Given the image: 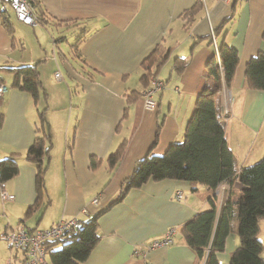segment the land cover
Listing matches in <instances>:
<instances>
[{"label":"crops","instance_id":"crops-1","mask_svg":"<svg viewBox=\"0 0 264 264\" xmlns=\"http://www.w3.org/2000/svg\"><path fill=\"white\" fill-rule=\"evenodd\" d=\"M30 1L35 24L54 22L58 28L78 30L83 39L74 56L69 44L65 50L59 46L65 35L36 44L29 42L27 25L11 20L12 15L8 19L12 35L0 24V67L34 66L41 83L35 103L28 93L11 88L10 74H2L7 90L0 100V161L15 158L18 173L3 183L14 198L0 197V240L8 245L2 233L16 230L22 219L27 230L44 229L60 219L87 220L107 208L97 219L101 238L81 264H203L179 233L183 223L208 207L202 187L192 192L185 181L150 180L117 199L137 161L147 154L161 156L170 144L183 140L206 63L221 44L238 53L231 88L222 91L218 105L227 144L238 164L262 157L264 91L247 90L244 71L252 57L264 52V0ZM194 5L186 26L181 15ZM44 18L47 22H40ZM71 21L75 24L67 27ZM156 46L164 49L165 58L148 83L157 79L164 88L154 95L155 109L146 111L140 94L145 89L141 63ZM49 51L53 61L41 63ZM177 59V64L183 61L179 72ZM133 91L138 97L131 95ZM227 99L231 106L225 110ZM40 114L51 149L42 161L46 171L39 207L25 216L36 190L35 167L24 153L36 137ZM112 154L118 159L109 167ZM226 189L225 183L216 189L219 205ZM95 198L96 205L91 203ZM83 208L86 214L81 213ZM232 226L224 251L218 254L220 264H228L237 246V223ZM169 228L177 230L171 245L144 258L133 255L134 247L159 239Z\"/></svg>","mask_w":264,"mask_h":264},{"label":"trees","instance_id":"trees-1","mask_svg":"<svg viewBox=\"0 0 264 264\" xmlns=\"http://www.w3.org/2000/svg\"><path fill=\"white\" fill-rule=\"evenodd\" d=\"M28 2L33 7V2L30 0ZM194 13L195 5L181 15L186 21V26ZM11 14L0 15V24L10 35L13 34V27L8 20ZM44 19L40 22H47V19L43 21ZM71 22L65 25L68 27L75 24L74 21ZM82 39V36H77L75 41L69 44L74 56L79 53ZM262 39L264 41V31ZM163 51L161 46H156L142 61L144 73L141 81L145 85L144 88L163 63L165 58ZM218 54L219 62L213 55L206 63L204 81L195 98L193 112L186 123L182 142L170 144L161 156L147 154L137 161L131 174L124 181L123 192L117 201L121 200L128 190L140 187L150 180L185 181L191 185L192 192H197L198 188L202 187L207 195L208 207L183 223L179 230L182 240L194 252L198 261H203V264H220L218 254L224 251L226 238L232 232L233 222H236L237 246L231 253L228 264H264L263 245L257 238L260 231L259 223L264 218V153L252 164H238L227 144L221 109L218 105L222 91L231 88L238 65V53L233 47L221 44ZM177 62L179 59L176 60V64ZM182 67L183 61L176 65V70L179 72ZM2 74L12 76L11 88L28 93L35 103L38 101L41 83L34 66L0 67V84L4 85ZM244 85L247 90L264 91V52H258L246 63ZM131 95L138 97L139 93L133 91ZM39 119L40 127L36 128V137L24 153L25 160L35 167L36 190V199L27 208L25 216L39 207L44 192L46 171L42 161L51 149V139L44 129L41 114ZM158 135L159 126L153 146L156 145ZM117 159L118 154H112L108 161L109 167H113ZM91 165L95 166L94 160ZM17 173L18 164L15 158L0 161V185ZM234 182L238 184L237 188L233 187ZM223 183L228 185V189L224 190L219 205L215 191ZM105 210L90 219L79 220L67 233L65 241L46 242L44 246L48 264H81L85 261L101 238L97 219ZM23 221L24 219L20 220L19 224Z\"/></svg>","mask_w":264,"mask_h":264},{"label":"built area","instance_id":"built-area-1","mask_svg":"<svg viewBox=\"0 0 264 264\" xmlns=\"http://www.w3.org/2000/svg\"><path fill=\"white\" fill-rule=\"evenodd\" d=\"M231 1V0H223ZM12 13L15 19L24 25H34L35 18L32 13L31 6L28 0H0V15ZM214 55L219 62V54L217 47L214 49ZM58 77V74L56 75ZM164 87L160 80H152L150 86L143 91L142 104L146 111H152L156 107L154 95ZM6 87L0 84V99L6 92ZM0 197L2 200H13V195L8 194L3 187L0 186ZM176 198L180 200L182 197L180 193L176 194ZM97 200L94 199L92 204H96ZM82 214L87 213V209L83 208ZM76 219H60L56 224L44 228L27 230L22 226H17L16 230L4 231L2 237L7 241L9 247L13 250H21L25 253V264H48L47 255L45 253V243L48 241H65L66 235L75 227ZM176 234L174 228H169L157 240L148 244L134 247L133 255L145 257L150 251L168 247L173 243V238Z\"/></svg>","mask_w":264,"mask_h":264},{"label":"rangeland","instance_id":"rangeland-1","mask_svg":"<svg viewBox=\"0 0 264 264\" xmlns=\"http://www.w3.org/2000/svg\"><path fill=\"white\" fill-rule=\"evenodd\" d=\"M12 16H13V14H11ZM11 16V20H14V21H16L15 20V18H13ZM17 23V22H16ZM35 23H36V20H35ZM25 30H26V35H27V37L30 39L29 40V42L31 41H33L34 43H36L37 44V42H36V40H38V41H40L42 44H44L45 42L44 41H51L52 42V38H58V36L59 35H65L66 36V39L64 40V41H60V43L61 44H59V46L63 49V50H65L66 49V46H67V44H72L74 41H75V39L77 38V36H78V33H79V31L78 30H76L75 32H72V30H65L63 27H60V28H58V26H56L55 24H54V22H52V23H50V22H48L47 24H34V26H32V25H28V26H25ZM33 30H35L36 31V33L34 34L33 33ZM15 32H16V30H15ZM17 33V32H16ZM212 37H214V34L212 33ZM26 44H27V47H29V44L26 42ZM48 59H47V61H42L41 63H46V62H48V61H53V57H51V54H50V51L48 52ZM58 73H56L55 75H54V77L55 78H58L59 77V75H58V77L56 76ZM62 74H63V72H62ZM63 78L64 79H68L66 76H65V74H63ZM69 82V80H65V82ZM152 82V81H151ZM150 84L151 83H149V85L146 87V88H148L149 86H150ZM164 84V83H163ZM145 88V89H146ZM164 88V87H163ZM162 88V89H163ZM144 89V90H145ZM161 89V90H162ZM143 90V91H144ZM160 90V91H161ZM159 92V91H158ZM141 94H143V92L141 93ZM142 96V95H141ZM225 102H226V108H225V110L228 108L229 109V107L231 106V99H227V100H225ZM224 112V111H223ZM69 133V132H68ZM182 142V141H181ZM55 143H57V141H56V139H55ZM253 147H252V145H250V147L248 148V151H247V154H246V156H248V153H249V151L252 149ZM257 149V145L255 146V148H254V151ZM259 160V159H258ZM254 162H256V161H254ZM1 186V185H0ZM237 187H238V184H237ZM216 192V191H215ZM220 194L223 192V191H218ZM117 196V195H116ZM96 200H97V203H98V199L97 198H95ZM94 200V199H93ZM92 200V201H93ZM92 203V202H91ZM96 203V204H97ZM96 204H94V205H96ZM82 211V210H81ZM71 219H76L75 221H76V224H77V222L79 221V219H77V218H71ZM75 224V225H76ZM18 226H22L24 229H26L23 225H21V224H19ZM259 228H260V231H259V234H258V236H257V238H258V240L259 241H261V243H262V245H263V249H262V258H264V218L260 221V223H259ZM175 229V228H174ZM176 230V229H175ZM11 231V230H10ZM176 234H177V230H176ZM175 234V235H176ZM175 237V236H174ZM173 241H174V238H173ZM17 252H15V250H13V249H9L8 248V245L4 242V241H2V240H0V264H25L23 261H24V259H23V253L21 252V250H16ZM14 252L15 253H17V259L16 260H14ZM144 258V257H143Z\"/></svg>","mask_w":264,"mask_h":264}]
</instances>
